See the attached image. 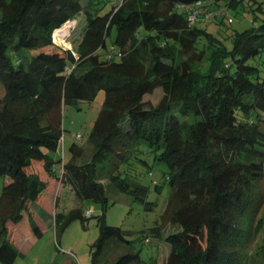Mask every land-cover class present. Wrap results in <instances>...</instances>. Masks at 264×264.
Returning a JSON list of instances; mask_svg holds the SVG:
<instances>
[{"label": "trees", "instance_id": "obj_1", "mask_svg": "<svg viewBox=\"0 0 264 264\" xmlns=\"http://www.w3.org/2000/svg\"><path fill=\"white\" fill-rule=\"evenodd\" d=\"M196 1L202 4L195 7ZM244 1L0 0L1 196L13 203L11 210L0 206V264H12L20 253L12 226L21 218L35 237L51 218L55 233L85 218L80 207L66 214L47 209L57 183L103 209L89 244L91 264H139L135 240L104 220L102 180L151 208L146 186L120 168L139 142L165 164L163 181L171 188L161 218L178 230L164 237L163 264H264V225L257 217L264 173V0L248 8ZM206 4L219 7L205 15L215 24L223 23L224 8L239 7L250 11L252 24L217 36L195 23L200 16L189 17V8L205 14ZM80 16L72 47L43 49L53 44L55 29L73 20L69 39ZM155 88L162 95L147 106L143 95ZM99 90L103 99L87 137L91 152L72 141L67 160L53 154L63 139L62 107L92 101ZM104 161L109 167L102 176L98 163ZM34 162L40 171L29 170ZM201 232L204 246L189 253Z\"/></svg>", "mask_w": 264, "mask_h": 264}, {"label": "rangeland", "instance_id": "obj_2", "mask_svg": "<svg viewBox=\"0 0 264 264\" xmlns=\"http://www.w3.org/2000/svg\"><path fill=\"white\" fill-rule=\"evenodd\" d=\"M252 0H245L244 5L248 8V3ZM204 13H198L200 16L193 18L203 19L202 22L196 21V24H204L209 31L215 35H223L224 29H243L252 24L251 13L239 7L237 10L224 8L222 14L225 16L221 24H215L211 18L205 16L212 15L214 12L219 13V7L216 4H206L202 6ZM203 17V18H202ZM228 18H231L228 21ZM77 25L70 34V40L67 39V30L57 28L52 34V45L43 47V49H66L72 47V41L77 37L78 31L82 28V17L77 19ZM68 30L72 28L73 20L66 22ZM65 25V24H64ZM64 27V26H63ZM62 27V28H63ZM62 36V37H60ZM112 35L107 37L106 41L110 42ZM2 89L0 87V96ZM162 95L160 88H155L149 93L143 95L146 105H154ZM103 99V91L99 90L92 101L79 100L75 104H66L61 109V126L63 128L62 142L59 148L53 154L67 160L69 157L68 146L72 141L84 146L83 152L90 153L88 144V133L92 126L93 120L97 114ZM264 116V113L262 114ZM79 134L80 137L76 138ZM134 153L127 163L120 168L130 178L138 181L147 188L146 199L152 202L151 208H146L143 203L133 197L129 192L117 189L110 182H106L104 177L103 183L108 196V203L104 209V220L109 224L120 226L125 230L126 237L134 239L135 248H140L141 262L139 264H163L169 251V244L164 241L168 233H175L178 230L176 224H172L161 218V214L166 206L170 195V186L163 181L165 164L162 161L153 158V152L148 146L139 142L135 144ZM114 154V153H112ZM116 156V155H115ZM147 161L145 165L141 160ZM101 165V175H106L105 170L109 164L104 161L99 162ZM57 171L60 170V164L55 165ZM38 163L32 164L29 170L40 171ZM104 171V172H103ZM104 173V174H103ZM42 176V174H41ZM6 176H0V206L11 210L13 203L3 201L1 188ZM157 182L156 189L154 183ZM50 184V183H49ZM258 188L261 192V203L257 211V217L264 225V173L258 182ZM49 194L48 188L44 190L43 195ZM47 209L54 213V210L66 214L69 210L80 207L83 209L85 218H73L63 228L55 233L53 219L42 233L33 236L26 218H21L19 222L12 226V237L20 248V253L16 256L12 264H91L89 244L96 238L98 228L96 225L97 215L103 212L98 202L90 199H79L74 196L67 185L56 184L55 190L50 193ZM13 221H11L12 223ZM12 225V224H11ZM10 225V226H11ZM155 227H159L160 236L153 235ZM141 237L140 239H137ZM205 244L204 232L195 235L190 241L189 253L200 249Z\"/></svg>", "mask_w": 264, "mask_h": 264}, {"label": "built area", "instance_id": "obj_3", "mask_svg": "<svg viewBox=\"0 0 264 264\" xmlns=\"http://www.w3.org/2000/svg\"><path fill=\"white\" fill-rule=\"evenodd\" d=\"M202 4V1H196L195 2V7H198V6H200ZM188 12H189V17L191 18V19H194L195 20V18H193L194 16H196V17H199L197 14L200 12V10L199 9H194V8H189L188 9ZM201 13V12H200ZM78 136V135H77Z\"/></svg>", "mask_w": 264, "mask_h": 264}, {"label": "bare ground", "instance_id": "obj_4", "mask_svg": "<svg viewBox=\"0 0 264 264\" xmlns=\"http://www.w3.org/2000/svg\"><path fill=\"white\" fill-rule=\"evenodd\" d=\"M68 25H69V24H66V23H65V25H62V26L60 27V28H61L60 30L63 31V30H66V29H67V30L65 31V33H68L69 30H70V29L68 30ZM63 26H64V27H63ZM62 27H63V28H62ZM55 30H56V29H55ZM60 37H62V36H60Z\"/></svg>", "mask_w": 264, "mask_h": 264}]
</instances>
